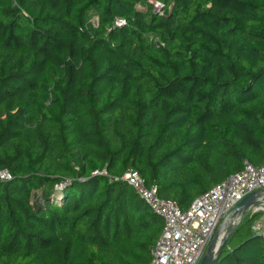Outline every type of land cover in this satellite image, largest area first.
<instances>
[{"label":"trees","instance_id":"1","mask_svg":"<svg viewBox=\"0 0 264 264\" xmlns=\"http://www.w3.org/2000/svg\"><path fill=\"white\" fill-rule=\"evenodd\" d=\"M155 1L0 0V264H147L127 168L185 210L263 161L264 0ZM259 214L213 264H264Z\"/></svg>","mask_w":264,"mask_h":264},{"label":"built area","instance_id":"2","mask_svg":"<svg viewBox=\"0 0 264 264\" xmlns=\"http://www.w3.org/2000/svg\"><path fill=\"white\" fill-rule=\"evenodd\" d=\"M153 13L163 14L159 1L149 0ZM94 22V21H93ZM124 21L114 19L119 26ZM121 178L125 180L145 204L162 219V227L149 250L147 264H197L212 233L227 212L245 195L264 189V159L256 166L244 162L242 169L213 185L181 210L174 200L158 196L154 184L146 185L132 168H127ZM7 170H0V181L9 180ZM264 205L250 207L249 215L260 212L251 222L250 231L264 241ZM236 218L228 226L238 225Z\"/></svg>","mask_w":264,"mask_h":264},{"label":"water","instance_id":"3","mask_svg":"<svg viewBox=\"0 0 264 264\" xmlns=\"http://www.w3.org/2000/svg\"><path fill=\"white\" fill-rule=\"evenodd\" d=\"M258 204L264 205V189L252 191L239 200L219 222L197 264H213L236 227L228 226L231 219L236 218L239 222L250 207H257Z\"/></svg>","mask_w":264,"mask_h":264},{"label":"rangeland","instance_id":"4","mask_svg":"<svg viewBox=\"0 0 264 264\" xmlns=\"http://www.w3.org/2000/svg\"><path fill=\"white\" fill-rule=\"evenodd\" d=\"M136 8H137L138 10L144 11V9H145V5L142 4V3H139L138 5H136ZM246 215H247V214L245 213L242 217H246ZM243 230H244V226H241V227L238 229V232L236 233V235L230 240V244H236V243H238V241H239L240 239L243 238V236H242V232H243Z\"/></svg>","mask_w":264,"mask_h":264},{"label":"clouds","instance_id":"5","mask_svg":"<svg viewBox=\"0 0 264 264\" xmlns=\"http://www.w3.org/2000/svg\"><path fill=\"white\" fill-rule=\"evenodd\" d=\"M247 215H249L247 212H246Z\"/></svg>","mask_w":264,"mask_h":264},{"label":"crops","instance_id":"6","mask_svg":"<svg viewBox=\"0 0 264 264\" xmlns=\"http://www.w3.org/2000/svg\"><path fill=\"white\" fill-rule=\"evenodd\" d=\"M263 207H264V206H263ZM262 210H264V208H263Z\"/></svg>","mask_w":264,"mask_h":264}]
</instances>
